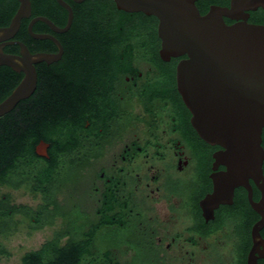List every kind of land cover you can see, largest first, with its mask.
<instances>
[{
    "label": "flooded vegetation",
    "instance_id": "af4514ba",
    "mask_svg": "<svg viewBox=\"0 0 264 264\" xmlns=\"http://www.w3.org/2000/svg\"><path fill=\"white\" fill-rule=\"evenodd\" d=\"M64 1L74 12L66 33H55L42 21L32 27L34 34L58 40L63 55L36 65V91L11 112L35 96L41 82L56 78L50 71L57 75L66 62L75 72L65 83L60 107H66L62 112L69 128L51 142L40 139L35 153L53 163L58 174L66 166L80 169L82 199L65 205L57 198L61 208L68 207L53 225L55 233L61 227L67 232L64 243L87 250L77 257L78 264H264V162L262 173L234 169L222 162L224 148L200 137L177 79L178 65L187 57H161L157 19L158 41L149 48L148 27L140 34L130 33V24L123 33L103 31L112 20L105 4L131 16L143 13L121 11L113 0ZM13 2L0 6V21L14 9L10 22L0 28L16 15L20 3ZM31 3V16L22 20L4 52L20 55V42L32 54H58L53 39L32 36V21L48 17L36 14L35 1ZM194 4L202 15L213 6L229 9L223 20L230 26H264V0ZM4 67L10 68L0 69ZM17 74L21 79L13 91L24 78ZM262 138L264 148V131ZM41 142L48 145V157L36 152ZM54 183L57 197L61 185L57 178Z\"/></svg>",
    "mask_w": 264,
    "mask_h": 264
},
{
    "label": "water",
    "instance_id": "95a60500",
    "mask_svg": "<svg viewBox=\"0 0 264 264\" xmlns=\"http://www.w3.org/2000/svg\"><path fill=\"white\" fill-rule=\"evenodd\" d=\"M20 7L8 27L0 28V67L8 66L24 78L12 94L0 103V117L10 113L37 89L36 65L58 61L63 46L48 35L34 34L37 21L48 24L55 33H66L72 26L74 12L64 0L58 3L68 11L64 28L45 17L34 19L30 32L35 39H53L58 54H32L24 43L20 55H9L4 47L29 18L31 0H18ZM119 10L143 13L158 20L161 57L165 61L186 56L177 68L179 90L192 114L191 122L200 137L225 149L222 162L234 169L261 173L264 162V26L247 23L227 25L223 18L229 9L213 6L202 15L194 0H113ZM48 145L41 142L36 152L48 157ZM236 185V184H235ZM231 188V194L235 187Z\"/></svg>",
    "mask_w": 264,
    "mask_h": 264
},
{
    "label": "trees",
    "instance_id": "16d2710c",
    "mask_svg": "<svg viewBox=\"0 0 264 264\" xmlns=\"http://www.w3.org/2000/svg\"><path fill=\"white\" fill-rule=\"evenodd\" d=\"M14 0H0V6L14 4ZM35 12L47 16L58 26H65L67 12L55 0H34ZM112 1V0H103ZM112 6V7H110ZM111 9L112 20L106 25L104 32L120 33L130 24V33H148L149 48H155L157 38L155 17L145 14L128 15L116 9L115 4H105ZM14 14V9L9 8L6 19L0 21V26L7 25ZM146 29V30H145ZM145 30V31H144ZM126 33V32H125ZM65 36L61 41L66 47ZM154 40V45H153ZM60 73L50 71L55 79L49 77L41 82L38 93L24 101L15 111L0 117V189L9 187L20 189L24 187L34 195L40 196L41 204L37 208L27 205H12L10 196L0 195V238L14 232L18 223L17 215L29 224L30 232L38 231L46 226H53L58 217L64 216L58 205L55 195V179L57 170L53 163L42 161L35 153V147L40 139L53 141L55 135L63 137L68 126V118L63 114L62 98L66 96V85L74 71L67 69L66 62ZM75 73V72H74ZM21 75L12 69H0V102H2L17 86ZM56 108H58L56 110ZM56 110V111H55ZM58 113L55 115V113ZM65 136V135H64ZM45 162V163H44ZM57 176V177H56ZM79 230V229H78ZM67 232L62 227L39 250L28 252L24 255L21 264H78L77 257H84L87 250L72 244L64 243ZM6 254L4 245L0 240V257Z\"/></svg>",
    "mask_w": 264,
    "mask_h": 264
},
{
    "label": "rangeland",
    "instance_id": "374dc122",
    "mask_svg": "<svg viewBox=\"0 0 264 264\" xmlns=\"http://www.w3.org/2000/svg\"><path fill=\"white\" fill-rule=\"evenodd\" d=\"M38 165L42 166V161H38ZM59 173V176L58 173V177L56 176L59 185H61L60 192L57 196L59 202L69 205L72 201H81L82 191L80 184L83 181V177L80 169L75 166H66L65 168H61ZM0 195L10 196L12 205H27L32 208H37L41 204L40 196L34 198V195L24 187L17 190L2 187L0 189ZM65 205L63 207L67 208L68 206ZM23 220L20 214L17 215L15 217V221L18 223L17 229L11 234L0 238L6 250V254L0 257V264H21L25 254L39 250L46 242L53 238L56 230L54 226H46L41 230L30 232L28 222Z\"/></svg>",
    "mask_w": 264,
    "mask_h": 264
}]
</instances>
